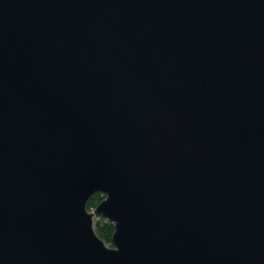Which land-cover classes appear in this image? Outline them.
Segmentation results:
<instances>
[{"label": "water", "instance_id": "1", "mask_svg": "<svg viewBox=\"0 0 264 264\" xmlns=\"http://www.w3.org/2000/svg\"><path fill=\"white\" fill-rule=\"evenodd\" d=\"M0 264H264V0H0Z\"/></svg>", "mask_w": 264, "mask_h": 264}, {"label": "trees", "instance_id": "2", "mask_svg": "<svg viewBox=\"0 0 264 264\" xmlns=\"http://www.w3.org/2000/svg\"><path fill=\"white\" fill-rule=\"evenodd\" d=\"M103 199L104 196L100 193L92 196L87 204V210L95 208ZM95 232L97 236L105 242V244H110L113 233V225L105 219L99 218L95 222Z\"/></svg>", "mask_w": 264, "mask_h": 264}, {"label": "built area", "instance_id": "3", "mask_svg": "<svg viewBox=\"0 0 264 264\" xmlns=\"http://www.w3.org/2000/svg\"><path fill=\"white\" fill-rule=\"evenodd\" d=\"M94 211V209H92L90 212H93Z\"/></svg>", "mask_w": 264, "mask_h": 264}, {"label": "rangeland", "instance_id": "4", "mask_svg": "<svg viewBox=\"0 0 264 264\" xmlns=\"http://www.w3.org/2000/svg\"><path fill=\"white\" fill-rule=\"evenodd\" d=\"M106 245L110 247V244H106Z\"/></svg>", "mask_w": 264, "mask_h": 264}]
</instances>
